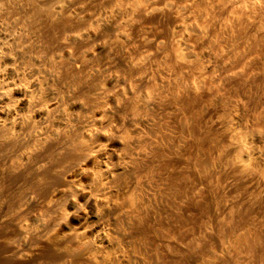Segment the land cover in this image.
Wrapping results in <instances>:
<instances>
[{"label": "clouds", "instance_id": "1", "mask_svg": "<svg viewBox=\"0 0 264 264\" xmlns=\"http://www.w3.org/2000/svg\"><path fill=\"white\" fill-rule=\"evenodd\" d=\"M0 264H264V0H0Z\"/></svg>", "mask_w": 264, "mask_h": 264}]
</instances>
